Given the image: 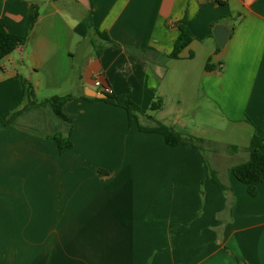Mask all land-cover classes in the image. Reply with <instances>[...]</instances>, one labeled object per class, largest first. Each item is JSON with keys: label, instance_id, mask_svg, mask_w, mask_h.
Here are the masks:
<instances>
[{"label": "crops", "instance_id": "obj_1", "mask_svg": "<svg viewBox=\"0 0 264 264\" xmlns=\"http://www.w3.org/2000/svg\"><path fill=\"white\" fill-rule=\"evenodd\" d=\"M0 21L28 35L0 58V117L27 104L26 88L37 102L73 96L64 154L48 106L0 126V264H264V181L251 196L232 174L264 139V0H0ZM183 21L192 41L174 59ZM193 84L223 138L189 132L176 97ZM104 86L163 107L129 125ZM148 116L188 140L140 130Z\"/></svg>", "mask_w": 264, "mask_h": 264}, {"label": "trees", "instance_id": "obj_2", "mask_svg": "<svg viewBox=\"0 0 264 264\" xmlns=\"http://www.w3.org/2000/svg\"><path fill=\"white\" fill-rule=\"evenodd\" d=\"M37 18L38 11L37 9H35L30 19L29 31L33 28ZM179 29L180 34L174 44L173 51L170 55L174 59H178L181 52L192 41V35L187 26V21H183L180 24ZM27 39L28 35L18 36L8 32L4 22L0 21V58H4L5 56L12 53L19 46L24 45L27 42ZM206 68H209V66ZM104 94L106 95V97L105 99H103V101L115 106L122 107L126 110L128 114L129 125H131L135 119L137 120L139 115H146L148 111L153 112L163 107V101L161 99L152 102L149 108L145 110L136 103H134L129 93L124 95H116L114 93H111L110 90H104ZM24 97L25 99H27V104L22 108H20V105H18L12 111L0 117V126L13 125L17 116L29 108L48 106L51 108L52 112L57 117L60 124L66 127V130H62L61 127L53 130L50 133V136H52L56 140L60 154H64L65 152L70 150L73 147V142L71 139L73 121L64 113L63 108L67 102L73 99V96L57 95L50 97L44 101L37 102L32 100V91L26 88ZM148 117L154 121V125L151 127H144L142 125H139L140 130L161 134L164 137L165 142L171 146L184 144L188 140V135H185L184 133L177 131L172 127L162 124L151 116ZM255 128L257 131L264 130V119L257 123L255 125ZM263 149L264 139L260 138L257 134H254L250 140V144L248 147V159L245 162L232 167L233 176L246 185L247 192L251 196H257L258 185L264 181Z\"/></svg>", "mask_w": 264, "mask_h": 264}, {"label": "rangeland", "instance_id": "obj_3", "mask_svg": "<svg viewBox=\"0 0 264 264\" xmlns=\"http://www.w3.org/2000/svg\"><path fill=\"white\" fill-rule=\"evenodd\" d=\"M176 98H179L182 102L181 110L187 111L184 120L187 121L189 125V132L196 133V131L203 128H209V135L223 138L224 132L217 131L221 125L218 122L219 120L216 119V115L214 116V107L205 103L203 95L196 84H193L192 87H188L187 90L183 88L181 95ZM173 106L176 108L178 107L177 101ZM221 129L223 130L224 128ZM228 131L229 130L226 129V132Z\"/></svg>", "mask_w": 264, "mask_h": 264}, {"label": "water", "instance_id": "obj_4", "mask_svg": "<svg viewBox=\"0 0 264 264\" xmlns=\"http://www.w3.org/2000/svg\"><path fill=\"white\" fill-rule=\"evenodd\" d=\"M214 35L216 37V40H217L219 46L223 47L227 35L222 33L220 27L216 28V31H215ZM92 96L101 97V98L105 97V95L101 94V93H93ZM196 147L198 149H200L202 151V153H205V150L210 151V150L216 149V146L214 144L209 143V142H204V141H197L196 142Z\"/></svg>", "mask_w": 264, "mask_h": 264}, {"label": "built area", "instance_id": "obj_5", "mask_svg": "<svg viewBox=\"0 0 264 264\" xmlns=\"http://www.w3.org/2000/svg\"><path fill=\"white\" fill-rule=\"evenodd\" d=\"M212 1H215L217 3H226L228 0H212ZM95 85L98 86V87L103 86L99 76L96 78ZM103 88H104L105 91L109 90V88L106 87V86H104Z\"/></svg>", "mask_w": 264, "mask_h": 264}]
</instances>
